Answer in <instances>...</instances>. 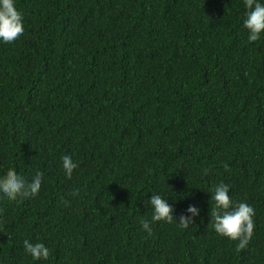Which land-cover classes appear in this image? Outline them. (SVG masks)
<instances>
[{
	"label": "trees",
	"instance_id": "trees-1",
	"mask_svg": "<svg viewBox=\"0 0 264 264\" xmlns=\"http://www.w3.org/2000/svg\"><path fill=\"white\" fill-rule=\"evenodd\" d=\"M17 6L25 33L0 43V175L44 178L36 196L0 200V264H264V36L248 42L243 0ZM220 182L255 210L242 250L210 226ZM152 192L177 220L190 204L200 217L149 236Z\"/></svg>",
	"mask_w": 264,
	"mask_h": 264
},
{
	"label": "clouds",
	"instance_id": "clouds-1",
	"mask_svg": "<svg viewBox=\"0 0 264 264\" xmlns=\"http://www.w3.org/2000/svg\"><path fill=\"white\" fill-rule=\"evenodd\" d=\"M246 9L243 27L247 30L249 43L257 42L264 36V0H243ZM25 33L22 12L18 9L17 0H0V43L11 44L18 41ZM61 166L67 178L71 179L73 171L78 167L70 155L61 157ZM225 170H228L225 165ZM44 173L36 171L31 178H26L9 170L0 175V200L22 202L36 196L41 189ZM207 193L210 194V226L221 237L237 241L238 250L246 248L254 231V208L246 202H236L230 196V185L220 182L213 185ZM145 206L151 208V217L142 221L141 227L149 236L152 235V224L164 222L176 223L177 227L187 229L200 217L202 209L190 204L177 220L175 208L169 199L160 193L152 192ZM79 195V190L72 193ZM209 215V213H208ZM202 219V218H201ZM23 249L26 256L33 261H48L51 249L44 242H33L24 239Z\"/></svg>",
	"mask_w": 264,
	"mask_h": 264
}]
</instances>
